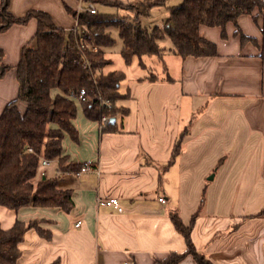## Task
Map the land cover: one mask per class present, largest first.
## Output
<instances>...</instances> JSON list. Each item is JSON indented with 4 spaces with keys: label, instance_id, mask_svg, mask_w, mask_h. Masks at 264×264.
Segmentation results:
<instances>
[{
    "label": "crops",
    "instance_id": "obj_1",
    "mask_svg": "<svg viewBox=\"0 0 264 264\" xmlns=\"http://www.w3.org/2000/svg\"><path fill=\"white\" fill-rule=\"evenodd\" d=\"M88 2L11 0L9 10L16 17L42 10L70 30L79 24L64 3L79 11ZM239 24L262 44L261 18L257 24L243 15ZM37 29L33 19L0 33L3 63L12 66L0 78V115L18 97L16 67L22 49L35 44ZM235 30L229 23L223 39L220 27L201 26L200 34L216 43L218 55L181 58L174 76L167 64L173 82L165 81L163 72L155 83L143 74L123 86L133 63L126 66L122 91L129 97L118 105L129 115L116 118L119 132L102 133L101 123L88 119L78 103L79 138L66 135L63 154L68 162L90 163L93 171L76 177L59 173L56 163L46 168L73 189L70 213L0 206L2 229L17 220L39 221L50 232L47 238L27 231L17 264H156L187 249L170 214L178 212L189 225L198 211L193 242L214 264H264V47L243 45ZM185 129L182 152L167 166ZM110 197L118 198L123 211L99 204ZM179 264L197 263L189 256Z\"/></svg>",
    "mask_w": 264,
    "mask_h": 264
},
{
    "label": "trees",
    "instance_id": "obj_2",
    "mask_svg": "<svg viewBox=\"0 0 264 264\" xmlns=\"http://www.w3.org/2000/svg\"><path fill=\"white\" fill-rule=\"evenodd\" d=\"M10 1L0 0V33L17 24L26 25L33 19L38 23L35 44L22 49L16 67L18 97L0 115V206L13 210L60 208L70 213L74 209L73 189L61 185L57 175H49L46 168L41 167V158L57 160V170L61 172L81 168L83 163L68 162L63 154L65 136L69 135L73 140L79 138L74 123L78 103L88 119L101 123L102 133L121 131L120 124L111 119L129 115V109L118 105L119 101L129 97V92L122 91L126 71L107 70L113 63L107 54L116 43L115 31L122 41L120 53L126 66L137 59L141 68L149 69L147 60L155 58L162 64L167 82L175 81L168 73V50L182 59L218 55L216 43L200 34L201 26L220 27L221 36L226 39L227 25L233 23L235 35L240 37L243 45L252 42L264 47V0H174L176 2L171 5L168 3L171 0H138L136 3L132 0H88L100 9L117 10L116 13L98 10L96 14L78 11L64 3L66 11L79 25L87 28L84 48L78 28H61L42 10H30L24 16L16 17L9 10ZM166 4L170 15L163 27L143 24L141 17L148 14L150 7ZM243 15H251L257 24L262 19L261 45L257 38L242 31L239 18ZM166 38L172 42L168 49L160 44ZM92 39L98 46L96 51L89 48ZM3 59L4 52L0 49V78L12 68L4 64ZM144 79L155 83L160 80V75L149 72ZM82 89L86 91V100L71 97ZM55 90L59 92L53 96ZM20 102L26 106L24 111L20 109ZM104 116L108 121L103 124ZM187 132L185 129L179 136L167 166L181 154ZM199 212L192 216L189 225L178 212L170 214L187 249L183 253L172 252L156 264H179L189 256L197 264H214L193 242L192 231ZM30 229L50 238V232L42 229L39 221L17 220L8 230L0 227V264H17L21 256L20 244Z\"/></svg>",
    "mask_w": 264,
    "mask_h": 264
},
{
    "label": "rangeland",
    "instance_id": "obj_3",
    "mask_svg": "<svg viewBox=\"0 0 264 264\" xmlns=\"http://www.w3.org/2000/svg\"><path fill=\"white\" fill-rule=\"evenodd\" d=\"M134 3H136L138 0H132ZM173 2H175L174 0L169 1V4H172ZM167 5H160V6H153L150 7L148 9V14L144 15L141 17V20L143 22V24L150 26V27H154V26H160L163 27L165 24V21L168 19L170 13L169 10L167 8ZM97 9L98 10H103L105 12H109V13H116L117 10L115 8H103L100 9L99 6L97 5ZM121 13H125L123 10H121ZM115 39H116V43L109 49V57L112 59V65L108 66L107 69H115V70H125L126 69V65L124 62V59L121 56V48H122V41L118 35V32L115 31L113 33ZM161 45L167 47V49L169 47L172 46V42L169 38H166L165 41L160 43ZM179 60H181V57H179L178 55H176L175 53L171 52V51H167L166 53V61L168 66L171 69V75L174 76V74H176L178 72V63ZM151 63H149L150 68L147 70L142 69L141 67H139L138 65V61L137 59L134 60L133 64L131 65L129 71H128V79L127 81L123 84V86H125L126 84H130L132 83V81L139 75H143L146 74L148 75L149 72H155L158 73L159 75H163V66L160 62H158L155 58L151 59ZM54 165H52L51 167H54ZM51 167L49 169H51Z\"/></svg>",
    "mask_w": 264,
    "mask_h": 264
},
{
    "label": "built area",
    "instance_id": "obj_4",
    "mask_svg": "<svg viewBox=\"0 0 264 264\" xmlns=\"http://www.w3.org/2000/svg\"><path fill=\"white\" fill-rule=\"evenodd\" d=\"M79 11H86V12H89L90 14H96L98 9H97L96 4H94L93 2H88L84 6H81L79 8ZM79 26H81V25H79ZM79 26L77 28H79ZM81 28H83V29L81 30ZM79 31L81 33V38H80L81 47L84 48V47H86L85 46V37H86L88 31H87V28L85 26H81L79 28ZM89 48L91 51L97 50L98 46H97L94 39H92V44L89 46ZM71 97L74 99H77V100H83L84 101V100H86V91L84 89H82L80 91V93H78V94L73 93L71 95ZM107 121H108V118L106 116H104L102 118V123L104 124ZM29 151L33 152V149L30 148ZM57 162H58L57 160H52V159L42 157L41 158V167L47 168L50 165L57 163ZM91 171H93V166L90 163H83V165L81 166V168L79 170H76V171L69 170V171H64V172L58 171V172L61 174H67V175H73L76 177H80L83 174L91 172ZM160 201L165 202V199L160 198ZM99 204L103 205V206H114L115 208L118 209V211H120V212L123 211V208L120 206V202H119L118 198H116V197H110V198H105V199L101 198V199H99ZM81 223H82V221L77 222L76 226H80ZM125 264H132V261H128Z\"/></svg>",
    "mask_w": 264,
    "mask_h": 264
},
{
    "label": "water",
    "instance_id": "obj_5",
    "mask_svg": "<svg viewBox=\"0 0 264 264\" xmlns=\"http://www.w3.org/2000/svg\"><path fill=\"white\" fill-rule=\"evenodd\" d=\"M111 121H112V122H116V118H112Z\"/></svg>",
    "mask_w": 264,
    "mask_h": 264
}]
</instances>
